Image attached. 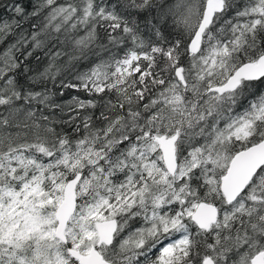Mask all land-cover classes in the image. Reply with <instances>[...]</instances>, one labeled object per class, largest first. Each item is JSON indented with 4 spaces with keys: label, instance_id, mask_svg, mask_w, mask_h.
<instances>
[{
    "label": "snow or ice",
    "instance_id": "1",
    "mask_svg": "<svg viewBox=\"0 0 264 264\" xmlns=\"http://www.w3.org/2000/svg\"><path fill=\"white\" fill-rule=\"evenodd\" d=\"M0 264H264V0H0Z\"/></svg>",
    "mask_w": 264,
    "mask_h": 264
}]
</instances>
